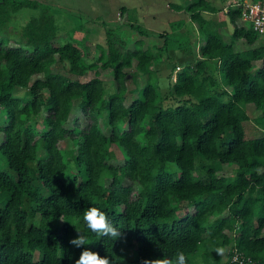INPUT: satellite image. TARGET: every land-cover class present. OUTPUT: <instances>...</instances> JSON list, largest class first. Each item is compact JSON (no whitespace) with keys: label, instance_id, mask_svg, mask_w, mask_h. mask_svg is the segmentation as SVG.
<instances>
[{"label":"trees","instance_id":"16d2710c","mask_svg":"<svg viewBox=\"0 0 264 264\" xmlns=\"http://www.w3.org/2000/svg\"><path fill=\"white\" fill-rule=\"evenodd\" d=\"M234 2L170 3L192 23L181 34L202 39L191 64L185 60L173 78V66L167 71L175 103L161 106L150 67L162 58L160 45L128 41L121 24L107 26L99 52L85 61L76 44L53 43L46 4L0 0V264H75L84 249L113 264L175 260L181 251L187 264H229L232 248L264 264V36L240 19ZM226 21L227 39L218 29ZM127 26L147 33L138 23ZM54 55L62 72L50 68ZM210 60L220 90L205 72ZM87 71L93 75L79 80ZM99 71L110 74V91ZM125 92L135 94L125 101ZM73 106L83 121L75 114L68 124ZM61 139L72 145L58 146ZM229 164L232 174L217 173ZM132 183L139 186L133 195ZM89 207L105 212L127 243L88 229ZM77 232L86 237L79 248L69 244ZM226 245L220 261L211 252Z\"/></svg>","mask_w":264,"mask_h":264},{"label":"rangeland","instance_id":"374dc122","mask_svg":"<svg viewBox=\"0 0 264 264\" xmlns=\"http://www.w3.org/2000/svg\"><path fill=\"white\" fill-rule=\"evenodd\" d=\"M48 6L49 12L53 18L54 28L56 35L54 36L53 43H61L64 41H69L80 47L82 51V56L85 61L93 60L95 55L99 52V46L103 45L104 40V28L107 26L115 27L120 25V32L128 41H132L135 37L142 39L145 44L161 47L159 50L162 54V58H159L157 62L150 65L153 68L154 74L151 79L155 80L157 83L156 93L154 102L159 103L161 106H173L175 100L173 96L169 93L168 85L166 84L165 75L170 67L173 66L172 74L175 71L181 69L184 65V61L187 60L189 64L197 57L198 52L196 48V42L187 39L186 35L181 34L184 30V34H189L192 32L191 22L188 19V12L183 9L175 10L170 3L176 2H187L188 0H37ZM211 3L220 4L221 2L227 0H209ZM157 16H150V14ZM154 17V18H153ZM16 19H13L9 26L7 27L8 32H15L17 30V24L23 19L22 15H16ZM181 19V23L175 26L172 23L174 19ZM166 20V21H165ZM128 22H135L140 25L147 33V35L137 34L135 30L127 26ZM177 25V24H176ZM220 28V27H219ZM223 38L229 37L230 28L225 27L220 28ZM197 35V42L201 41V35ZM166 40L162 46V42ZM196 40V38H195ZM134 63V60H132ZM178 66V68L176 67ZM215 61L210 60L208 65H206V73H209L212 77L216 78V83L213 85L215 90H220L223 84L218 79V73L215 67ZM50 68L52 70L63 71L60 63L57 59L53 58L50 63ZM133 66L126 68L127 71H131ZM40 76L41 74H36ZM90 71H87L83 75L78 76L79 80H85L92 76ZM110 75V74H109ZM106 72L99 71L98 77L101 79V83L104 89L111 90V78ZM35 75H32L33 78ZM174 77V75H173ZM172 77V78H173ZM30 78V79H31ZM137 85H141L144 81V76L140 75L136 77ZM125 84L127 88L132 87V81L130 77H126ZM227 88V87H225ZM229 88V87H228ZM227 88V89H228ZM126 93V92H125ZM16 95H25L26 91L24 88H17L15 91ZM130 95L125 94V101L131 96H134V92H130ZM223 99L226 95H223ZM76 99L73 100V103ZM246 112L249 116L257 114V111L253 108H246ZM77 115L80 122H82V116L80 115L75 107L71 108L69 117L66 123H70L73 115ZM0 116H3V110L0 108ZM32 125L37 126L38 118L32 116L30 118ZM100 124V122H99ZM58 146L67 147L71 146L72 143L67 139H61L58 141ZM40 154V150L37 151ZM114 162V160H110ZM116 161V160H115ZM120 160H117L119 162ZM0 167L6 168L3 160H0ZM234 164H229L224 166L222 170L217 171V173L229 175L233 172ZM104 183L108 182V178H104ZM127 183L128 180H123ZM138 185L132 183L131 195H133L137 189ZM183 203V202H181ZM227 249L226 246H219ZM216 255L220 261L226 259V251L224 256H218L214 251L211 252ZM196 260V259H195ZM199 263V260H196Z\"/></svg>","mask_w":264,"mask_h":264},{"label":"clouds","instance_id":"9594fccd","mask_svg":"<svg viewBox=\"0 0 264 264\" xmlns=\"http://www.w3.org/2000/svg\"><path fill=\"white\" fill-rule=\"evenodd\" d=\"M84 222L88 229L93 233L101 237H108L113 240L114 244L116 241L121 243H127L126 235L119 229L113 226L109 222L108 216L105 212L100 211L97 207H89L83 215ZM69 244L79 248L86 244L85 235L77 232V236L69 240ZM214 251L218 256L225 255V248L216 247ZM188 258L181 251L177 253L175 260L163 257L156 259H143L141 264H187ZM75 264H113L109 256H101L98 252H94L88 249H84L79 256V259L75 261Z\"/></svg>","mask_w":264,"mask_h":264},{"label":"built area","instance_id":"2783aa9c","mask_svg":"<svg viewBox=\"0 0 264 264\" xmlns=\"http://www.w3.org/2000/svg\"><path fill=\"white\" fill-rule=\"evenodd\" d=\"M234 4L239 5L240 18L248 23L253 31L264 36V0H237ZM227 260L229 264H259L248 257H242L234 248Z\"/></svg>","mask_w":264,"mask_h":264},{"label":"crops","instance_id":"0c3cea01","mask_svg":"<svg viewBox=\"0 0 264 264\" xmlns=\"http://www.w3.org/2000/svg\"><path fill=\"white\" fill-rule=\"evenodd\" d=\"M231 1H237V0H231ZM224 2H226V1H224ZM224 2H221L219 5H221V4L224 3ZM216 5H218V4H216ZM225 10H226V6H223V7H222V11H225ZM150 16H154V17H155V16H157V15H154V14L151 13ZM154 17H153V18H154ZM240 19H241V18H240ZM241 20H242V19H241ZM165 21H166V20H165ZM242 21H243V20H242ZM225 27H227V28L229 27V28H230V25H229V23H227V21H226V25H225L224 27L222 26V27H220V28L224 29ZM220 28H218V29H219V32L221 33ZM199 35H200V34H199ZM195 38H196V40L194 39V41L196 42V48H197V45H198L201 41H198V42H197V35H196ZM227 38H228V37H227ZM227 38H226V39H227ZM201 39H202V37H201ZM197 56H198V55H197ZM176 66H177V65H176ZM177 68H178V66H177ZM173 75H174V74H173Z\"/></svg>","mask_w":264,"mask_h":264}]
</instances>
